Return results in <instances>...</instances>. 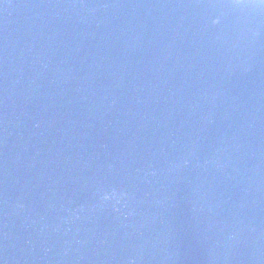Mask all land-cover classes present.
Wrapping results in <instances>:
<instances>
[{
    "label": "water",
    "instance_id": "1",
    "mask_svg": "<svg viewBox=\"0 0 264 264\" xmlns=\"http://www.w3.org/2000/svg\"><path fill=\"white\" fill-rule=\"evenodd\" d=\"M0 264H264V0H0Z\"/></svg>",
    "mask_w": 264,
    "mask_h": 264
}]
</instances>
